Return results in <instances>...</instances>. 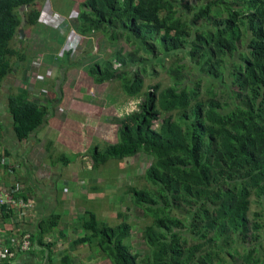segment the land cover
<instances>
[{"label": "trees", "instance_id": "trees-1", "mask_svg": "<svg viewBox=\"0 0 264 264\" xmlns=\"http://www.w3.org/2000/svg\"><path fill=\"white\" fill-rule=\"evenodd\" d=\"M38 1L0 0V82L18 53L11 47L21 24L16 10L28 6L25 22L37 26ZM77 11L73 27L81 36L101 33L113 43L126 37L153 57L187 51L208 80L224 79L230 69L233 87L225 88L223 104L211 87L202 102L200 80L187 88L180 65L168 72L174 84L161 89L158 83L142 93L141 72L118 70L138 59L148 64L137 50H117L101 68L92 64L87 73L96 83L117 80L126 96L142 103L116 124V143L89 150L91 166L139 152L153 161L138 176L141 185H127L145 227L134 232L123 214L121 222L111 223L86 210L73 225L83 232L74 242L109 264H227L226 257L230 264H264L261 244L250 246L264 226V0H85ZM156 65L169 66L161 57L152 70ZM19 92L9 98V112L24 140L44 123L47 110L26 102V89ZM2 165L9 171V164ZM253 203L259 212L251 222Z\"/></svg>", "mask_w": 264, "mask_h": 264}, {"label": "crops", "instance_id": "crops-1", "mask_svg": "<svg viewBox=\"0 0 264 264\" xmlns=\"http://www.w3.org/2000/svg\"><path fill=\"white\" fill-rule=\"evenodd\" d=\"M67 1L69 2V5L65 6L64 4ZM84 1L85 0H42V2L40 4L37 3L36 6L37 11L39 12L37 21L40 19V13L45 11L47 2L54 4L55 9L59 11H57V13L65 15L69 13L71 8L78 9L79 4ZM60 7L64 10L61 11ZM27 10L28 6L24 8L19 7L16 10V12H18L19 16L21 17V24L18 27L17 36L11 41V47L18 50L20 55L16 52L15 56L11 58L12 71L6 74L0 82V100L3 101V104L0 102V190H4L5 192L12 191V194L15 192L16 194L14 193V197L17 201H21L29 205L27 208L6 207L3 213L1 212L0 208V242L5 247L15 251V256L13 258H5L6 260L2 259L1 264H63L62 258H68V261L65 264H103V262H105V264H109L107 260L101 259L99 256L92 254L86 244H78L74 242L75 239L83 234H79L80 230L74 229L75 235L69 236L65 233L66 224L59 225V221L61 220L62 216L65 214L67 215V208L63 207V205H65V197L62 193H70L72 191L71 185L73 182H70L68 185L70 180L65 178L60 179L61 174H59V168L57 169V167L55 168V172L52 174L48 175L42 173V171H40V164H52V167H55L57 164H59L60 160L58 157V149L63 148L69 149L74 154V160L79 162V165H82L84 164L82 160L84 159L86 161V155L88 154L89 150H97L105 144L108 145L117 142V128L114 126L115 139L113 143L103 141L101 147H99L98 143H96V147L92 148L90 147L92 145L90 137L94 135L84 136L82 129H80L81 132H70L67 130L60 132V129H62L60 123H91L90 118H82L80 114H69L64 110H62V114L57 112L60 105L56 104V100L61 98L60 89H58V92L55 93L56 100L54 102L51 101L48 104L46 103V100L42 99L41 97H39L36 101L32 100L30 98L28 89H26V94L28 96H25L24 100L29 104L34 105V107H38L40 105L38 108L46 109L47 115L44 119V123L30 132L28 137L24 140H19L14 131V123L9 112V98H11V96H18V93H20L19 90L25 89L16 88L17 85L15 83H18L17 80L21 82V79L23 78L28 67L31 66L32 70L35 71L37 75L47 76L45 81H35V84H40L41 86V84H46L53 78V82H51L50 85L53 83L55 84V82L60 83L63 79H60L58 76L54 77V73L56 72L58 75L60 70L63 69L62 66H58H67L69 62L68 57L75 54L76 50H78L77 48L80 47L77 45V47L74 46L70 50L64 51L66 37L71 28H75L73 26L69 27V23L67 21H63L61 24L63 28L61 34L58 32L61 31L62 28L56 31L51 30L52 32L48 34L50 37H44L40 39L42 42L50 43L49 47H44L49 51V53L44 52L35 54V52H33L31 54L28 52L27 54L26 49L30 41L29 34L37 32L35 27H40L39 24L33 27H30L26 24L25 20L27 13L25 12ZM51 11L52 10H50V12ZM52 12L56 11L53 10ZM21 13L23 14L22 16ZM201 21H198L199 25L201 24ZM191 25L194 26L193 24ZM97 34L98 33H93L89 36H81V38L89 41V39L92 40V36L96 37ZM158 38L159 37L156 36L155 39H152L154 41H149L150 43H155ZM56 41H58V45L56 44ZM14 42L19 43L20 46L16 47L13 44ZM115 44L116 43H114V45ZM141 47L142 49H136L137 53L145 54V56L138 57L143 59L147 58L149 61H151V59L158 60V57H161L164 61L166 60L165 56L170 54L162 52V54L158 57H153L147 53L148 51L146 50L147 47L145 45H141ZM80 51L81 49H79V52ZM90 52L91 49L86 52L87 60L91 63V65L96 63V65L101 68L102 62L98 61L97 54L90 55ZM182 52L189 53L187 51ZM116 53L117 52L113 53L109 59H111ZM157 54L158 53L156 52V55ZM59 56L63 59H58ZM136 61V63L142 62V60L139 59ZM169 62V66L166 68L168 75H170L168 72L171 73L180 66V64H178L177 67L176 62ZM82 63L83 61L78 60L77 62H71L70 64L73 66L77 65L78 67ZM142 66L147 67L150 65L142 63ZM150 67L152 69V66ZM114 69L117 68L114 67ZM87 75L88 78L91 79L92 86L99 87L107 83H96L88 73ZM153 75H157L156 71ZM142 76L144 77V75ZM185 80L186 79L184 78L183 83H185ZM143 82L144 84L142 93H145L148 90L147 87L144 89L145 77ZM35 86L36 88L39 87L38 85ZM84 88H86L85 85L81 84V90ZM44 102L46 103L45 105L42 104ZM83 102L90 104L92 99L87 96L83 98ZM55 105L56 107H54ZM110 122L111 120L109 118H103L101 123L111 124ZM48 124H50L51 127ZM61 159L63 164H65L64 167H68L71 161L64 156ZM2 164H10L8 167L10 168L9 171L11 172H9L8 169ZM84 168L85 167L82 165L81 169L83 171ZM84 180L85 179L81 180V182H84ZM60 181L63 182V185L58 184ZM14 185L16 186L15 191L12 190V186ZM87 190H89V188H87ZM92 190L97 195L96 198H98V196L101 194L108 197V194H106L105 188L103 186L101 187L94 184L92 186ZM73 198L77 199L76 195ZM73 198L69 201H73ZM80 201H82L84 205L91 203V199H81ZM59 208L63 209V211L60 214H57L56 210ZM86 210L93 211L91 209ZM81 214H83V212L78 213L77 218L80 217ZM24 239L28 240L29 245L27 250L22 251L20 250V246Z\"/></svg>", "mask_w": 264, "mask_h": 264}, {"label": "rangeland", "instance_id": "rangeland-1", "mask_svg": "<svg viewBox=\"0 0 264 264\" xmlns=\"http://www.w3.org/2000/svg\"><path fill=\"white\" fill-rule=\"evenodd\" d=\"M41 2L42 1H38L39 4ZM64 5H69V2L67 1ZM45 7L46 8L44 11V17L38 20V24L40 25V27H35L37 32L29 34L30 41L26 49L27 54L28 52H30L31 54L33 52H35V54H40L44 52L49 53V51L44 47H49L50 43L42 42L40 41V39L44 37H50L48 34L52 32L51 30L56 31L61 29V25L59 28H55L57 26L56 24L62 22L63 20L64 22L67 21L69 23V27L73 26L76 23L78 12H75L74 15L72 14L73 10L76 9L71 8L68 14L63 15L57 13L58 10L55 9L54 4L51 2H47ZM60 9L61 11L64 10L61 7ZM50 10L56 11V13L59 14L60 17L58 19L52 20L50 16V13L52 11L50 12ZM182 13L183 10L180 9L179 14ZM214 13L215 12H212V14ZM22 15L23 14L21 13V16ZM187 15L189 14L183 15L184 18ZM196 24L199 25V22H197ZM62 31L63 28L58 33L61 34ZM92 37V40L89 39V41L83 38H80L78 40L75 47H77V45H79L80 47L77 48L78 50H76L75 54H73L72 56L70 55L68 57L69 66H58H62L63 69L60 70V73L58 75L55 72L54 77L58 76L60 79H63L60 83L55 82V84L53 83L52 85H50L51 82H53V78L52 80H49L46 84H41V86L40 84H35V81H45L47 79V76L37 75L35 71L32 70L31 66H29L23 78L21 79V82L17 80L18 83L15 84L17 85V89H28V92L30 93V98L32 100L36 101L39 97H41L42 99L46 100L47 104L51 101L54 102L56 100L55 93H57L58 89H60L61 98L56 100V104L60 105V107L58 111L56 108V111L60 114H62V110L69 114H80L82 118H90L91 120L90 124H86V122L60 123L62 128L60 129V132H62L63 130H67L70 132H81L80 129H82L84 136L94 135L90 137V141L92 142V145L90 147L93 148L96 147V143H98L99 147H101L103 141L113 143L115 139L114 126L117 128L116 124L119 125L123 117L137 111L139 104L142 103V100L136 97L126 96L122 90L123 86L120 85L119 81L107 82L109 84L106 83L99 87L92 86L91 79L88 78V75L86 73L88 68L91 66V63L86 58V52H88L90 49L91 52L89 54H97L98 61L102 62L104 60L109 59L113 53L117 52V50H121L122 53L135 51L139 46L137 42H127L126 37H124L123 39H118L117 43L114 45L109 36L101 35L100 33H98L96 37ZM13 44L16 47L20 46L19 43L16 42H14ZM56 44H59L58 41H56ZM79 49H81L80 52ZM188 54L189 53H185L182 51L178 52L177 54L170 53L165 56L166 60H164V63L165 65H168L170 63L169 61H171L176 62L177 67L178 64L183 66L182 73L185 76V86H187V88H193L195 86L196 81L200 80V88L198 92L199 99L202 102L207 100V89L211 87L212 92L216 93L215 100L223 104V102L226 100V98H222L225 95V88L229 87V89H232L233 87V80L230 78V69L226 71L224 79L220 78L219 80H208L205 75L200 72L201 68L197 67L196 65H193L190 62ZM138 56L144 57L145 54H138ZM58 59L63 58L59 56ZM78 60L83 61V63L80 64L78 67L77 65L73 66L70 64L71 62L75 63ZM154 61L157 60L151 59V61L148 62V65L151 66ZM113 66L116 68L119 66L116 60L113 62ZM144 69H146L147 72H144ZM118 70L126 72L141 71V73L145 77L144 89H146V87L147 89H150L158 83H161V89L169 87L172 83L174 84V79L170 78V76L166 72V69L159 65H156L155 68V71L157 73L156 77H154L152 73L154 72V70L149 67H143L142 63H128L125 67H121ZM81 84L85 85L86 88L81 90ZM35 85H38L39 87L36 88ZM87 96L92 99V102L90 104L83 102V98ZM0 102L3 104L2 100H0ZM46 103L44 102L42 104L45 105ZM38 107H40V105ZM54 107H56V105ZM231 109L232 108H230V110ZM103 118H109L111 120V124L101 123ZM48 125L51 127L50 124ZM58 152L59 158L61 156H64L71 161L68 167H64L65 164H63L62 159L60 158L59 164H57L55 167H52V164H40V171L49 175L54 173L55 168L57 167V169L59 168V174H61L60 179L65 178L70 180L68 185L70 184V182H73L71 185L72 191L70 193H62L65 197V205H63V207L67 208V215L65 214L62 216L61 220L59 221V225L66 224V235H75V228H73V225L77 221V214L86 211V209L93 210L97 214V216H100L99 218L109 220L111 223L121 222L122 218L118 215L123 214L126 218L125 221L133 227L132 230H134V232L141 227H145V219L141 218V215H139L138 210L133 207L130 203V197L127 195V185L129 184L138 186L142 184V181L139 180L138 176L142 175L145 169L150 165V163H152L153 157L151 155L139 152L133 155V157H126L119 162L117 161V159H111L104 163H100L97 168H93L91 166L93 160L91 156L87 154V162L84 159L82 160V162L84 163L82 165L85 167L83 171L81 169L82 165H79V162L74 160V154L69 149L59 148ZM83 179H85L84 182H81V180ZM62 183V181L58 182L59 185H63ZM94 184L101 187L103 186L109 198L103 196V194L96 198L97 195L92 190V186ZM87 188H89V190H87ZM75 195L77 199L73 198ZM72 198L74 200L69 201ZM81 199H91V203L88 205H84L83 202L80 201ZM262 208L264 210V203ZM62 211L63 209L59 208L58 210H56V213L60 214ZM256 212H259V207L256 203H253L249 214V219L251 222L255 221L256 218L253 216V214ZM139 220L142 221L141 225H139V223H141L139 222ZM262 222L264 223V216ZM81 233L83 232L79 231V234ZM137 237H141V232L137 234ZM138 242L139 249H143L144 244L139 240ZM258 242L262 246L260 248L263 249L264 226L260 232V239L257 242L252 241L250 243V246H252L253 248ZM240 254H244L242 249H240ZM226 260L227 264L232 263L230 258L226 257ZM103 264H105V262H103Z\"/></svg>", "mask_w": 264, "mask_h": 264}, {"label": "built area", "instance_id": "built-area-1", "mask_svg": "<svg viewBox=\"0 0 264 264\" xmlns=\"http://www.w3.org/2000/svg\"><path fill=\"white\" fill-rule=\"evenodd\" d=\"M76 10H73V12H72L73 15L75 12L76 13L78 12ZM50 16H51L52 20L58 19L60 17L59 14H57L56 12H51ZM42 17H44V11H42L40 13V19H42ZM62 22H59L58 24H56L57 25L56 28H59L60 25L62 24ZM79 39H80V37L78 36L76 30L71 29L69 31L67 37H66V43L64 46V51L70 50L72 47L76 46ZM2 190H3V188H2ZM13 198H14V194H12L10 192H5L4 190H3V192H1V190H0V208L3 205H6L7 208H11V207H13V208H18V207L25 208L26 207L27 208V206L29 205V204L23 203L21 201H17L15 198L14 199ZM28 245H29L28 240L24 239L23 243L20 246V250H22V251L27 250ZM14 254H15V251L11 250L8 247H5L0 242V264H1L2 259H5V258L11 259L15 256Z\"/></svg>", "mask_w": 264, "mask_h": 264}, {"label": "clouds", "instance_id": "clouds-1", "mask_svg": "<svg viewBox=\"0 0 264 264\" xmlns=\"http://www.w3.org/2000/svg\"><path fill=\"white\" fill-rule=\"evenodd\" d=\"M77 34H78V36H80V38H81V35L77 32ZM83 37V36H82Z\"/></svg>", "mask_w": 264, "mask_h": 264}]
</instances>
